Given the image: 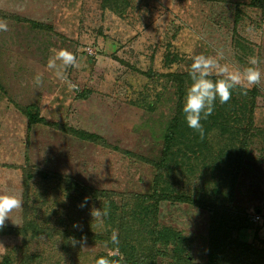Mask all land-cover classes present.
Here are the masks:
<instances>
[{"label": "rangeland", "instance_id": "1", "mask_svg": "<svg viewBox=\"0 0 264 264\" xmlns=\"http://www.w3.org/2000/svg\"><path fill=\"white\" fill-rule=\"evenodd\" d=\"M129 3L119 14L104 7L103 0H0V20L8 24V31H0V194L15 193L23 201L5 227L13 231L26 216L45 227L51 235L29 240L28 253L48 264H95L102 253L120 252L110 250L117 231L106 216L92 215L94 208L103 212L109 201L68 191L56 180L46 182L40 172L104 190L117 206V218L129 215L135 196L153 190L156 169L143 158H160L176 112L178 89L169 76L188 72L190 56H215L216 49L224 52L222 62L241 69L255 57L262 72L255 86L263 98L260 106L250 118L231 113L236 123L229 126L249 129V155L231 187L234 203L264 239V0ZM52 48H67L77 56L78 67H69L64 81L47 69ZM37 73L43 74L39 86ZM69 85L74 86L71 92ZM30 105L44 122L29 124L23 109ZM219 135L216 129L207 139L214 145ZM203 169L172 172L175 192L192 198L211 194L220 171ZM225 179L224 193L230 188ZM159 222L182 234L195 264L205 261L206 209L165 201ZM65 230L71 233L64 241ZM23 240L0 235V261L6 252L20 249ZM159 261L170 262L167 257Z\"/></svg>", "mask_w": 264, "mask_h": 264}, {"label": "trees", "instance_id": "2", "mask_svg": "<svg viewBox=\"0 0 264 264\" xmlns=\"http://www.w3.org/2000/svg\"><path fill=\"white\" fill-rule=\"evenodd\" d=\"M129 2L130 0H103V6L123 14L129 7ZM236 45L241 51L245 49L244 46L241 48L239 41ZM188 72L168 75L177 84L176 112L165 132L160 158L153 160L141 157L156 169L153 190L148 194L135 196L137 199L129 215H121L122 217L117 218V206L110 201V194L104 190H93L66 176L57 177L48 172H40L41 178L46 182L56 180L59 185L63 184L66 190L75 191L79 195L103 196L109 201L105 208L108 212L106 220L117 231L119 239L118 245L111 242L109 246L110 250H117L120 252L119 256H123L122 264H161L159 259L164 257L170 260L169 264H195L189 252V244L182 234L159 222L160 205L165 201L184 202L202 207L209 212L206 259L201 264H264V239L259 237L260 228L254 227L245 210L234 203V192L231 187L249 155L247 139L249 129H238L235 124H233L234 128L229 126L231 121L236 123L231 113L237 116L247 115L250 118L255 108L260 106V99L263 98L255 87L247 95L240 94L238 89L234 90L231 100L226 104H220L217 100L212 115L201 121L205 130L201 139L195 130L187 126L182 110L186 87L190 83ZM23 113L30 125L44 122L38 117V109L32 105L25 107ZM216 129L220 131V135L213 145L207 137ZM78 132L76 134L86 139H98L92 134ZM217 146L220 149H216ZM200 166L204 168L203 170L208 167L219 168V182L212 193L200 194L192 198L184 192H175L174 180L170 179L172 172L195 173ZM223 177L227 178L224 181L230 183L226 193L223 192L222 187ZM197 178L205 177L200 175ZM9 233L22 237L23 245L18 250L12 249L6 252L0 264H48L37 254L28 253V245L33 239L44 234L51 235L45 227L26 216L24 224L13 231L6 227L0 229L1 236ZM70 233V230L61 232L64 241ZM250 235L252 239L248 238ZM62 248L66 249V246L63 245ZM103 256L117 257L107 252L102 253L95 258V264L96 260Z\"/></svg>", "mask_w": 264, "mask_h": 264}, {"label": "clouds", "instance_id": "3", "mask_svg": "<svg viewBox=\"0 0 264 264\" xmlns=\"http://www.w3.org/2000/svg\"><path fill=\"white\" fill-rule=\"evenodd\" d=\"M0 31H8L6 21L0 20ZM215 51V56L204 54L190 56L192 61L188 72L190 83L186 87L182 110L187 126L195 130L201 139H203L205 131L201 121L212 115L217 100L220 104H226L231 100L233 91L237 89L240 94L247 95L262 80V72L255 57H250L248 59L249 66L241 69L229 62H222L226 60L222 49ZM50 53L47 69L53 72L59 80H66V70L69 67H78L77 56L67 48H52ZM42 76V73H37L35 76L37 86L42 83ZM73 90L74 86L69 85L68 91ZM22 204V199L15 193L0 194V229L5 227L6 220L12 219L11 213L20 209ZM107 214V209H104L103 212L95 208L92 210L94 218ZM74 227H78V225H74ZM111 240L113 244H119L118 235L115 232L112 234ZM72 243L75 245L76 241L73 240ZM123 259V256L115 258L103 256L96 260V264H122Z\"/></svg>", "mask_w": 264, "mask_h": 264}, {"label": "built area", "instance_id": "4", "mask_svg": "<svg viewBox=\"0 0 264 264\" xmlns=\"http://www.w3.org/2000/svg\"><path fill=\"white\" fill-rule=\"evenodd\" d=\"M255 220L259 219V217L257 216L256 218H254Z\"/></svg>", "mask_w": 264, "mask_h": 264}]
</instances>
